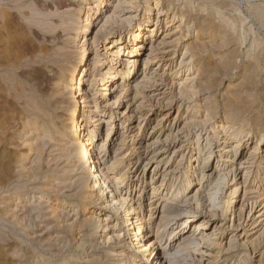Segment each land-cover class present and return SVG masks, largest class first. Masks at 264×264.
Wrapping results in <instances>:
<instances>
[{"label":"rangeland","instance_id":"rangeland-1","mask_svg":"<svg viewBox=\"0 0 264 264\" xmlns=\"http://www.w3.org/2000/svg\"><path fill=\"white\" fill-rule=\"evenodd\" d=\"M58 1L0 0V264H144L142 253L127 246L138 226L129 232L122 219L125 208L110 205L104 187L96 190L91 183L93 168L85 166L83 140L94 132L96 142L105 143L102 174L108 184L117 181L128 190L131 179L143 177L140 171L129 172L144 151L135 129L153 112L157 122L147 135L166 114L171 123L180 115L183 121L177 129L181 133L150 141L165 150L153 160L158 176L151 172L129 189L137 193L133 204L143 208L145 220L154 198H160L146 241L154 240L157 225L165 223L167 242L176 239L170 253L180 248V255L169 256L172 264L184 259L186 264H264V222L250 229V218L261 209L251 212L248 204L259 199L264 205V0H63L59 12ZM156 7L167 16L157 40L167 53H152L147 44L129 77L116 74L110 80L112 64L126 71L119 61L110 63L118 46L112 41L121 37L129 45L131 31H144L147 40L148 29L164 19L156 11L149 13ZM89 23L90 33L77 34ZM112 33L111 43L105 44ZM61 49L67 55L60 68L55 62ZM147 57L153 62L145 69ZM83 59L89 72L81 90L88 101L74 89ZM181 62L189 65L179 72ZM107 86L116 91L104 97ZM128 106L138 111L132 124ZM100 118L105 123L98 129ZM224 141L230 142L229 149L243 151L245 159L251 155L247 179L254 181L260 197L245 201L242 186L237 191L243 180L234 184L229 177L218 195L215 186V197L190 200L188 186L198 183L204 158ZM198 149L203 157L199 167L193 161ZM187 215L196 219L188 228ZM209 220L213 224L204 233L213 234V241H203L194 229ZM220 234L226 236L221 243ZM233 235L240 236L239 242L227 248Z\"/></svg>","mask_w":264,"mask_h":264},{"label":"bare ground","instance_id":"bare-ground-1","mask_svg":"<svg viewBox=\"0 0 264 264\" xmlns=\"http://www.w3.org/2000/svg\"><path fill=\"white\" fill-rule=\"evenodd\" d=\"M57 1V0H56ZM67 1V0H66ZM66 1H58L56 2V9H58V12H59V9H62L63 7H65V3ZM70 1V0H69ZM68 1L67 4H70ZM55 2V0H54ZM157 2V0H156ZM48 5V4H47ZM158 5V3L156 4ZM43 7V6H42ZM46 8V7H45ZM44 9V8H43ZM153 11H156L157 12V18L160 19V16L164 17L163 21L157 22V24L155 25L156 27H152L151 29H148V34L149 32L151 33V35H149L147 37V40H145V37H142L141 35L143 34L144 31H141V32H138V34L134 33L133 31H131V35L133 36V39L130 40V44H126L124 45L123 42H122V39L120 37V39L116 40V41H112V44L113 45H118V46H115L116 47V50L114 52H112V54H108L110 57H112V60H110V63L112 62H117V64H119L120 66L121 65H124L125 68L124 70H126L125 72L123 70H120L117 69L116 67L113 66V64L110 66V68L108 69V75H111L109 76L110 80L111 78H116L117 75L116 74H122V76L124 75L125 77H129L130 74H131V69L132 68H135L138 60H139V57L143 56L145 53H144V50L147 49V44L150 45V51H160L162 52V54H165L167 52H164V48L160 49L159 46L161 45V43H157V40H158V37L159 36V29H161V24H163V22L165 20H167V16L164 12L161 11V9L158 7L154 8V9H151L149 11V13H152ZM62 12V11H61ZM117 12V11H116ZM149 15H152V14H149ZM174 20H172L171 22H174ZM62 23V22H61ZM150 23V22H149ZM148 23V24H149ZM160 23V24H159ZM90 23L87 25V28L85 29H82V30H79V32H77V34L79 33L80 35H87L88 33H90ZM113 28V26H112ZM111 28V29H112ZM115 28V27H114ZM115 30V29H114ZM116 31V30H115ZM111 32V31H110ZM122 32V31H121ZM120 32V33H121ZM137 32V31H136ZM120 33H118L120 35ZM110 34V33H109ZM112 36H110V38H106V40L104 41L105 44H108V43H111V40L112 38H114L115 34L112 33L111 34ZM98 36V35H97ZM79 37V36H78ZM159 41V40H158ZM163 41V40H162ZM157 44V45H156ZM91 45V44H90ZM156 45V46H155ZM163 46V45H161ZM160 46V47H161ZM62 51L58 53L57 55V58H56V62H55V65H57L58 67L61 68L60 64H62L63 62H65V58H66V55H67V52L63 51L64 49H61ZM66 50V49H65ZM84 50H85V47H84ZM156 51V53H157ZM58 52V51H57ZM150 52V54H151ZM160 52V54H161ZM153 53V52H152ZM126 54V55H125ZM83 56V55H82ZM85 56V55H84ZM124 57V58H121ZM161 56V55H160ZM53 57V56H52ZM115 58V60H114ZM137 59V60H133V59ZM148 58V57H147ZM157 58V57H156ZM163 59V57H161ZM160 58V59H161ZM169 58V57H168ZM86 59V58H85ZM161 59V60H162ZM175 59V58H174ZM52 60V59H51ZM67 60V59H66ZM69 60V59H68ZM160 60V61H161ZM173 60V59H172ZM152 60H150L149 58L146 59L144 61V65H145V69H148V65L149 64H152L151 62ZM159 61V62H160ZM171 61V60H169ZM184 61V60H183ZM84 59H83V62H82V70L80 71V75L78 76L77 78V83L76 85L78 86V88H74V89H77L78 91H80V96L82 95L83 99L85 100L86 97V93H82V90H81V87L82 85L84 84V82L86 81L85 80V75L88 74L89 71H87L84 67ZM122 62V64H121ZM109 63V62H108ZM174 63H175V60L173 61V63L171 62L169 64L170 67H174ZM189 63V62H188ZM185 64L184 62H181L180 65H178V69L179 72H181V70H185V68H188L187 66L189 64ZM52 64V63H51ZM50 64V65H51ZM176 64V63H175ZM54 65V64H53ZM159 65H161V63H159ZM95 66V65H94ZM97 66V65H96ZM158 66V65H157ZM167 66V65H166ZM57 67V68H58ZM161 67V66H160ZM177 67V66H176ZM95 68V67H94ZM194 68V67H193ZM192 70V68H190ZM79 71V70H78ZM114 71V72H113ZM156 71V69H155ZM79 73V72H78ZM82 73V74H81ZM175 73V72H174ZM115 74V76L113 75ZM138 74V73H137ZM151 74V73H150ZM178 74V73H176ZM75 75V74H74ZM136 75V73H135ZM73 76V75H72ZM147 76V75H146ZM146 76H145V79H146ZM52 77V76H51ZM66 77V76H65ZM77 77V76H76ZM124 77V78H125ZM144 77V76H143ZM50 78V77H49ZM68 78V77H67ZM73 79V78H72ZM60 80V79H59ZM74 80V79H73ZM144 80V79H143ZM190 80V79H189ZM193 81V80H192ZM187 82V81H186ZM185 82V83H186ZM189 82V81H188ZM69 83V82H68ZM193 82H189L188 85L190 87V85H192ZM85 85V84H84ZM123 85V84H122ZM125 85V84H124ZM159 85V84H158ZM194 85V84H193ZM188 87V86H187ZM161 88V86H160ZM163 88V87H162ZM192 88V87H191ZM187 89V88H186ZM76 90V91H77ZM106 93H104V97L106 96H110V94H108V92L110 93V91H112V93H115V88L113 89H109V87H105L103 89ZM167 90V89H166ZM191 91L194 90V89H190ZM157 91V90H156ZM189 91V89H188ZM190 91V92H191ZM159 92V91H158ZM79 94V92H78ZM89 96V95H88ZM80 98V97H79ZM111 98V97H110ZM88 99V98H87ZM86 99V100H87ZM118 99V98H117ZM191 99V98H189ZM152 100V99H151ZM88 101V100H87ZM110 101V100H109ZM119 101V100H118ZM93 102V101H92ZM117 102V101H116ZM116 102H113L111 101V103H114V105L116 104ZM75 104H77V101L74 102ZM108 103V102H107ZM158 103V102H157ZM86 104V102H85ZM94 104V102H93ZM105 104V103H104ZM186 104V103H185ZM96 105V104H95ZM76 106V105H75ZM105 106V105H104ZM103 106V107H104ZM102 107V106H101ZM108 107V106H107ZM111 107V106H110ZM129 107V106H128ZM139 107V106H138ZM78 108V107H77ZM95 108V107H94ZM106 108V106H105ZM104 108V109H105ZM134 108V107H133ZM132 107H129L128 108V111L130 113V116H128V119H129V123L132 124V123H135V120L137 118L136 116V113L138 111H136L135 109L133 110ZM181 108V106H180ZM139 109V108H138ZM98 112V111H97ZM75 114H77V109L75 110V112H73ZM189 115V114H188ZM101 116V115H100ZM155 116V113L153 112L151 114L150 117H145L143 118V120L141 121L142 118H139V120L141 122H139V126L137 127V129H135V131L137 133H135L134 130H131V132H134L135 133V137H138V145H139V149H144L143 153L141 154L142 156L140 157L139 155V158L137 160L136 163L132 164V167L131 168V171L130 174H135L137 171H140L141 174H143L142 176L145 177V176H148L149 174L154 173L155 175L158 176V172L160 171L158 169V167L156 166L154 169L152 168L153 165L156 163L154 162L155 159L158 158L159 155H164L165 153V150L164 151H161L160 150V146L157 145V143H151V139H153V137L157 136L159 139L162 138L166 133H168V136L173 134L174 131L181 133L179 132L177 129H178V126L180 125V123L183 121V117L180 115L179 117L175 118V120L171 123L169 122L167 119V114L165 116H163V118L155 125V127L153 128V131L148 135H147V129L151 126V124L153 122H157L155 120L152 119V117ZM213 116V115H212ZM98 117V116H96ZM103 117V116H102ZM99 118V117H98ZM188 119V118H187ZM96 120V119H95ZM93 120V122L95 121ZM185 120V119H184ZM79 121V119H78ZM204 121V120H203ZM96 122H98V125H96V128L100 129L103 127L104 125V121L100 118L98 120H96ZM205 122V121H204ZM74 123H76V117L74 118ZM145 123V126L143 127L142 124L144 125ZM185 123V122H184ZM187 123V122H186ZM193 124V123H192ZM77 125V124H76ZM186 125V124H185ZM79 124L77 126V128L79 129ZM95 128V129H96ZM76 130V129H75ZM97 130V129H96ZM196 130V129H195ZM92 131V130H91ZM224 131V130H223ZM133 133V134H134ZM78 134V133H77ZM97 134V133H96ZM174 136H176L174 134ZM88 138H86V140H83L84 141V146H85V153H86V161H85V166L86 167H89L90 165V168L92 167L93 170L89 172V176L91 178V183L94 184V188L96 190H98L102 185V187H104V190H103V193L102 195H105V192H107L108 194H106V196H108V198L110 199V205H113L114 207L117 206L119 209L120 208V211L121 209L125 208L124 210V217L122 218L123 221H124V226L128 229V231H132L134 228L137 227V229L134 231H132V234L130 233V239H131V242L130 244L128 243L127 246L130 247V252H135L137 253L140 252L142 253V258L144 259V264H172V262H170V257L171 256H177L178 254L180 255L179 253V250L180 248L177 247V250L174 251L175 253H170L171 252V249L173 248H176L174 247V242H175V238H173V240H169L168 239V242L165 238V233H167V229L168 227L165 228V223L164 225L163 224H156L157 225V232H156V235H155V239L154 240H151V241H146V238H147V233H149V231L151 230V227L152 225H154V219H156V216L159 215V200L160 198H154V201L152 202V205L150 204V210H149V219L148 220H145L144 217H142L143 215V208H141L140 206H142L141 204H139V207L137 209L136 207V202L133 204V202L136 200L134 199L135 196H136V192H133V191H130L129 192V189H131V187H135L137 188L139 186V184L141 183V180H143L142 178H135V180L131 179V183L130 184V187H128V190H126L125 187H120L119 186V183H117V181H114L112 184L111 182L108 184V181L109 179L107 177H105L106 175L102 174V171H101V165H103V150L106 148L105 146V143H97L96 142V136L94 135V132H89L88 135H87ZM156 137V138H157ZM173 137V135H172ZM198 137V136H197ZM170 138V137H169ZM81 139V138H80ZM198 139V138H197ZM156 140V139H155ZM179 140V139H178ZM159 141V140H158ZM176 141V140H175ZM174 141H172L173 143ZM179 142V141H178ZM199 142V141H198ZM161 143V142H160ZM230 143V142H225L223 143V147L221 148L220 146L218 147H215L217 148L218 150L216 151H211L209 154H207L208 156L204 158V164L202 165L203 167L201 168L202 171L201 174L198 176L200 178L197 179L198 183L196 184H190L188 186V191H190V193L187 195V196H190L189 199L190 200H199L200 202L201 201H205L207 199L208 196H214L215 193V188L217 190V195H218V190H219V187H222L221 184L223 186H226L225 183H227V181H229L231 179L232 183H236V181L238 180H243L240 184H239V187L237 188V191L239 192V189H240V186H242L243 188V192H244V195L242 196V198L246 201H249L248 199H251V200H255L256 198H253V196L255 194H257L259 197H260V194L258 192L257 189H254V181H249L247 178V170L249 169V167H247L246 165H249V164H253V162L251 161L252 158L251 155H249V157L247 159H245V153L243 151H239L237 150L238 147H234L232 149H229V146H227V144ZM174 144H177L176 142H174ZM171 145V143H170ZM169 145V147H170ZM217 146V145H216ZM172 147V146H171ZM175 147V145L173 146V148ZM214 147V145H213ZM211 147V148H213ZM221 148V149H220ZM182 149V148H181ZM170 150V149H169ZM179 150V149H178ZM140 151V150H139ZM175 151V150H174ZM177 152V151H176ZM179 152V151H178ZM181 152V151H180ZM203 152V151H202ZM83 154V153H82ZM176 154V153H175ZM179 154V153H178ZM206 154V153H205ZM180 155V154H179ZM198 156L193 159L194 163L196 164L197 167H199L200 163H201V157H202V153L201 151L198 149ZM120 159V158H119ZM192 159V158H191ZM203 159V157H202ZM154 160V161H153ZM254 160V158H253ZM251 161V162H250ZM262 163V162H261ZM264 163V162H263ZM238 165L239 167L235 168V166ZM232 167V169H230V171H228L229 167ZM246 166V167H245ZM251 167V166H250ZM89 168V169H90ZM197 169V168H196ZM115 170V169H114ZM158 170V171H157ZM87 171V170H86ZM227 171V172H226ZM246 171V172H244ZM157 172V173H155ZM206 172V173H205ZM244 172V174H243ZM119 174V173H118ZM243 174V175H242ZM250 174V173H249ZM88 176V177H89ZM162 176V175H161ZM125 177V175H124ZM230 177V179H229ZM123 176L121 177H118V181L122 182ZM150 178V177H149ZM250 178V177H249ZM156 179V178H155ZM228 179V180H227ZM253 179V178H252ZM122 180V181H121ZM164 180V179H163ZM129 181V180H128ZM116 182V183H115ZM140 182V183H139ZM215 183V184H212ZM230 182V181H229ZM144 183V182H143ZM225 185H224V184ZM111 184V186H110ZM230 184V183H229ZM117 185L119 187H117ZM148 186L151 185L150 183L147 184ZM237 185V184H236ZM159 186V185H158ZM216 186V187H215ZM256 187V186H255ZM223 188V187H222ZM262 188V187H261ZM187 189V188H186ZM226 189V187H225ZM153 190L155 191L156 189L153 188ZM213 190H214V194H213ZM101 191V190H100ZM136 191V189H135ZM263 191V190H262ZM135 193V194H133ZM186 193V192H185ZM156 195L157 192H153L152 195ZM192 194V195H191ZM264 194V193H263ZM128 196V198H124V196ZM237 195V194H236ZM239 195V194H238ZM251 195V196H249ZM105 197V196H104ZM130 197V203L131 205H128V201L127 199H129ZM140 197V200L138 201H141V196L139 195ZM153 197V196H152ZM215 197V196H214ZM236 197V196H235ZM251 197V198H250ZM213 198V197H212ZM139 199V198H138ZM156 199V200H155ZM242 199V201H243ZM208 201V200H207ZM212 201V200H211ZM261 201V200H260ZM259 199L255 202H252V203H248V204H251L252 206V210L251 212H253V210H255V208L258 206L260 207V211L258 212V215H253L252 218H250V221H251V226L252 230H256L258 229L264 222V205L262 204V201L260 202ZM264 201V200H263ZM109 203V202H108ZM107 203V204H108ZM127 203V206H125ZM246 203V202H245ZM243 203V206L244 204ZM136 209H135V207ZM246 205V204H245ZM263 205V206H262ZM109 206V205H108ZM247 206V205H246ZM110 207V206H109ZM162 207V206H161ZM262 207V208H261ZM113 208V207H112ZM108 209V208H107ZM114 209V208H113ZM140 209V211H139ZM113 211V210H112ZM123 211V210H122ZM113 212H116L113 211ZM250 212V214H251ZM119 213V212H118ZM121 214V213H120ZM186 215V214H185ZM252 215V214H251ZM116 216V215H115ZM148 216V215H147ZM250 216V215H249ZM190 215H187L185 216L184 218H189V220L186 222H184V224L188 223L187 225V228L190 227L191 225L195 224L196 223V219H194V217H191ZM105 221H107L105 219ZM247 222V221H246ZM179 222L175 223L174 226H176ZM248 223V222H247ZM213 223L210 222V220L208 222H205L201 225H198L197 227H195L194 231L195 232H199L198 235H200L202 238L201 240L203 239H208L211 241H213V238H211L213 236L212 235H205V231L209 230L211 225ZM168 225V224H166ZM170 225V224H169ZM149 226V227H148ZM174 226H172L170 229H174ZM249 226V225H248ZM116 228V227H115ZM104 229V228H103ZM110 229V228H109ZM161 229H163L162 231V234H161ZM229 229H233V225L230 227L229 226ZM107 230V228H106ZM111 230V229H110ZM114 230V229H113ZM143 230H144V233H143ZM105 231V230H104ZM108 231V230H107ZM127 231V230H126ZM183 230H180L179 233H183L182 232ZM118 232V230H117ZM138 232V233H137ZM255 232V231H254ZM106 232H104L105 234ZM263 233V232H262ZM176 232L174 233H171L172 237L175 235L176 237ZM151 235V234H150ZM102 236V235H101ZM104 236V235H103ZM102 236V237H103ZM142 236V239H140V237ZM105 237V236H104ZM121 237V235L119 236ZM150 237V236H149ZM110 238V237H109ZM216 238V237H215ZM104 239V238H102ZM108 238H106V241H109L107 240ZM175 239V240H174ZM191 240V238H189ZM218 239H219V243L221 242H224L226 240V236L225 235H221L218 236ZM239 239H240V236L237 237L236 235H233L229 242L226 243L228 245L227 248H232L235 244V242H239ZM188 240V239H187ZM200 240V238H199ZM207 240V241H208ZM144 241V243H143ZM185 241V240H184ZM183 241V242H184ZM205 241V240H203ZM126 242V241H124ZM188 242H190L188 240ZM193 242V240H192ZM245 242V241H244ZM167 243V244H166ZM211 243V242H210ZM208 242V245L210 244ZM196 244V243H195ZM212 244V243H211ZM210 244V245H211ZM225 244V243H224ZM239 244V243H238ZM241 244V243H240ZM190 243L187 244V246H189ZM194 245V244H193ZM198 245V244H196ZM209 245V246H210ZM213 245V244H212ZM127 249V247H125ZM189 248V247H188ZM213 248V247H212ZM129 251V249H128ZM148 252H151V256L148 257L146 260H145V257L147 255ZM184 252V251H183ZM193 252V251H192ZM207 252V251H206ZM186 253V252H185ZM183 254V253H182ZM200 254V253H199ZM201 255H204L206 257H211L210 254H202ZM170 256V257H169ZM213 257V256H212ZM132 258V257H131ZM141 258V257H140ZM142 260V259H141ZM172 260V259H171ZM180 260V259H179ZM173 261V260H172ZM184 263H180V264H186L185 263V259L183 261ZM178 264V263H177Z\"/></svg>","mask_w":264,"mask_h":264}]
</instances>
